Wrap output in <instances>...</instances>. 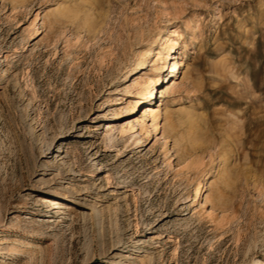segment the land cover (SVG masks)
I'll list each match as a JSON object with an SVG mask.
<instances>
[{
  "label": "rangeland",
  "instance_id": "1",
  "mask_svg": "<svg viewBox=\"0 0 264 264\" xmlns=\"http://www.w3.org/2000/svg\"><path fill=\"white\" fill-rule=\"evenodd\" d=\"M0 264H264V0H0Z\"/></svg>",
  "mask_w": 264,
  "mask_h": 264
},
{
  "label": "bare ground",
  "instance_id": "2",
  "mask_svg": "<svg viewBox=\"0 0 264 264\" xmlns=\"http://www.w3.org/2000/svg\"><path fill=\"white\" fill-rule=\"evenodd\" d=\"M152 40V39H151ZM154 41V40H153ZM168 43H167V48H166V50H165V52L163 53V52H160V55H161V59H163V60H165V59H168L170 56H172L173 55V52L175 51V49H176V45H177V38L176 37H173V38H170L168 41H167ZM153 45H151V46H148V48L147 49H145V50H143V51H140V52H138V54L139 55H146L147 56V54H151V53H153V47H152ZM175 54V53H174ZM152 55V54H151ZM174 57V56H173ZM155 60H157V59H155ZM141 62V61H140ZM171 62V61H170ZM181 62L180 61H178V60H176V58L175 59H173L172 60V62H171V67L173 68L172 70H174V69H179V64H180ZM181 66V65H180ZM177 71V70H176ZM179 72V71H178ZM159 77L160 76H157L156 78H154V79H151L150 81H148L147 82V84L145 85V86H142L141 87V89H140V91H139V98L140 99H142V98H144V99H142V101H136L135 100V102H136V105H135V108L137 107V105H139L140 103H142L143 105H147V109H148V111H149V115L151 116V120H152V124H153V126H155L156 128H157V125H158V122H157V116H158V110L157 109H155V108H152L151 107V105H148V104H144L145 102H144V100L146 101L147 99H149L152 95H153V93H154V91H155V85H156V83L159 81ZM134 108V109H135ZM182 113H183V115L182 116H186V117H188V119L189 118H193L194 119V114H193V112H190V111H186V112H184V111H182ZM170 120V119H169ZM169 120H167V124L165 123V125L163 126L164 128H166L167 126L168 127H171V123L169 122ZM142 126H143V128H146L147 130H149L148 129V127L146 126V125H148V124H146V122H144V121H142ZM151 124V125H152ZM175 125V124H174ZM174 125L171 127V128H174ZM131 128L132 129H134L135 127L132 125L131 126ZM170 128V129H171ZM168 128H166V130H167ZM176 129V128H175ZM163 131V130H162ZM164 132H166V131H164ZM198 183V186L196 187V193L199 191V189H200V183H201V181H199V182H197ZM197 185V184H196ZM198 194V193H197ZM40 200H46L45 199V197L44 196H42V195H39V197H38ZM38 199V200H39ZM12 247V246H11Z\"/></svg>",
  "mask_w": 264,
  "mask_h": 264
}]
</instances>
